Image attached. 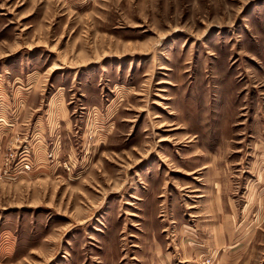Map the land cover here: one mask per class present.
Segmentation results:
<instances>
[{
	"label": "rangeland",
	"instance_id": "rangeland-1",
	"mask_svg": "<svg viewBox=\"0 0 264 264\" xmlns=\"http://www.w3.org/2000/svg\"><path fill=\"white\" fill-rule=\"evenodd\" d=\"M261 153L264 0H0V264H264Z\"/></svg>",
	"mask_w": 264,
	"mask_h": 264
},
{
	"label": "crops",
	"instance_id": "crops-1",
	"mask_svg": "<svg viewBox=\"0 0 264 264\" xmlns=\"http://www.w3.org/2000/svg\"><path fill=\"white\" fill-rule=\"evenodd\" d=\"M258 164L264 168V153H261V159ZM257 185L258 183L255 185H249L250 196L245 199V204L242 211L244 213H252L253 219H251V221L244 228L245 235H243V232H239V234H242L244 237L247 236V241L250 243L252 241L251 238H255L256 234L258 233V229L260 228V224L264 218V203H262V205H259L258 203L255 204L252 200H250L253 199L252 193L255 189H257ZM260 191L263 194L261 200H264V185L261 187ZM213 200L216 203V205L214 206L215 211H213V213L219 214L220 212H222L220 211L222 210V208L221 204H219V198L217 196H213L212 201ZM248 206L250 208H248ZM233 220H235L234 209L233 206L229 204V209L227 211V214L225 215V224H215V220V222L210 226V230L218 236L217 242H214L213 247L214 256H217V264H240V262L244 258L246 251L245 248L241 250L230 249L229 247V243L231 242V240H235L234 230H232L231 228V221ZM255 220H260V222H256L257 225H255ZM230 229L232 232L230 231ZM192 250L193 249H191V251ZM202 253L203 250L198 247H195L194 258H196V261L199 260V257L202 259Z\"/></svg>",
	"mask_w": 264,
	"mask_h": 264
}]
</instances>
